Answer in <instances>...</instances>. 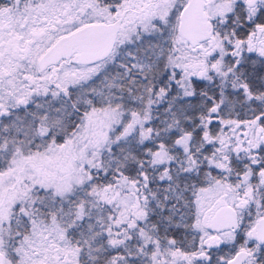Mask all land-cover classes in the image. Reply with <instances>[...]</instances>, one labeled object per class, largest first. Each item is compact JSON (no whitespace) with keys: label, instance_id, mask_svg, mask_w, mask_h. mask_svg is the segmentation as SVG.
<instances>
[{"label":"snow or ice","instance_id":"1","mask_svg":"<svg viewBox=\"0 0 264 264\" xmlns=\"http://www.w3.org/2000/svg\"><path fill=\"white\" fill-rule=\"evenodd\" d=\"M0 264H264V0H0Z\"/></svg>","mask_w":264,"mask_h":264}]
</instances>
